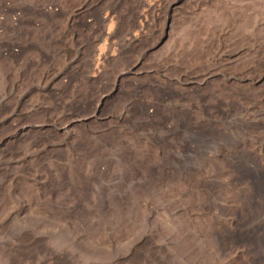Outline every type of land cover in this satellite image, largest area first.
Returning <instances> with one entry per match:
<instances>
[{
	"label": "rangeland",
	"instance_id": "374dc122",
	"mask_svg": "<svg viewBox=\"0 0 264 264\" xmlns=\"http://www.w3.org/2000/svg\"><path fill=\"white\" fill-rule=\"evenodd\" d=\"M255 166L264 0H0V264H264Z\"/></svg>",
	"mask_w": 264,
	"mask_h": 264
},
{
	"label": "bare ground",
	"instance_id": "6f19581e",
	"mask_svg": "<svg viewBox=\"0 0 264 264\" xmlns=\"http://www.w3.org/2000/svg\"><path fill=\"white\" fill-rule=\"evenodd\" d=\"M91 18L92 19H90L89 22L94 24L97 21V19L94 17H91ZM178 125H181V124L177 123V126ZM181 126H179V129ZM182 131H185L186 135H184L183 139H181L179 144H177V150L173 152V155H174L173 158L175 160V157H179L183 163L185 162L186 167L183 166L184 169L186 171H192L191 169L193 168V165L194 164L196 165L197 162H199V160L196 163H195V161L200 156L204 157V155H207V153H208L207 150H208V148L210 149L209 145L216 144L217 143L216 138H218V137H217L215 132H212V130L209 132L205 131V130L197 132L196 127H194V126L191 127V125H190L189 129L186 128V130H182ZM227 133H229V132H227L226 130L221 131V137L219 138L220 144L218 143L219 145L224 143V145L228 146L230 143H232L231 142L232 139H230L231 136ZM216 146L217 145H215L214 147H216ZM221 148H223V151H224V147H221ZM221 148H218V149H221ZM253 150H252V152H253ZM242 152H244V151H242ZM228 155H229V160H231L230 158L236 159V160L243 159L244 158L243 156H245L239 152V149H236L235 152L230 153ZM247 156H249V154ZM256 166L255 167H248L247 169H244L243 171L239 172L242 174V178H241V180L239 179V181L249 183L252 187V189H251L252 192L249 194V196L246 200L247 202L245 200H243L244 202L242 203L241 209H240L241 210L240 213L242 214V217L240 218V220H238L241 222L240 224L244 228L246 227L247 233L245 234V236H248V237H245V238L242 237L241 239H237L238 241L236 243H241L243 245L246 244L248 246H249V244H253V245L255 244L257 246V248H259V247L264 245V172L260 171L257 168L258 166L257 167ZM177 171H179V170H176V172ZM180 171H182V170H180ZM184 171H182V172H184ZM174 172H175V170H174ZM249 184H248V186H249ZM208 186H209V184H208ZM242 198H243V196H242ZM251 224L254 225L253 234L251 231V227H252V226H250ZM242 226H241V228H242ZM233 240H236V239H233Z\"/></svg>",
	"mask_w": 264,
	"mask_h": 264
}]
</instances>
